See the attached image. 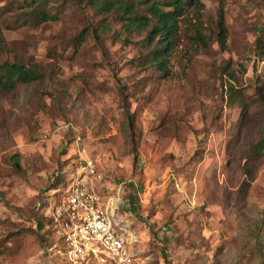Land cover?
Listing matches in <instances>:
<instances>
[{"label": "rangeland", "instance_id": "obj_1", "mask_svg": "<svg viewBox=\"0 0 264 264\" xmlns=\"http://www.w3.org/2000/svg\"><path fill=\"white\" fill-rule=\"evenodd\" d=\"M28 1L0 0V60L42 73L0 90V264H68L43 210L78 176L79 149L122 201L136 264H264V155L250 160L264 139V0L185 5L162 63L152 27L97 0H46L56 19L39 25L20 15Z\"/></svg>", "mask_w": 264, "mask_h": 264}, {"label": "built area", "instance_id": "obj_2", "mask_svg": "<svg viewBox=\"0 0 264 264\" xmlns=\"http://www.w3.org/2000/svg\"><path fill=\"white\" fill-rule=\"evenodd\" d=\"M76 141L79 144L81 137ZM79 151L82 163L78 176L71 180L55 206L54 194L43 210L64 241L63 246L56 242L54 249L58 248L68 264H136L133 245L138 239L130 224L116 214L122 201L99 193L102 174L95 160L85 150Z\"/></svg>", "mask_w": 264, "mask_h": 264}, {"label": "trees", "instance_id": "obj_3", "mask_svg": "<svg viewBox=\"0 0 264 264\" xmlns=\"http://www.w3.org/2000/svg\"><path fill=\"white\" fill-rule=\"evenodd\" d=\"M94 3L100 11L116 10L122 12L130 24H137L141 27H152L149 43L152 44L156 41L155 48L151 52L152 59L159 60L162 63L164 61L163 57L166 55L164 52L171 50L174 45L175 37L179 31L180 17L184 14L185 5L190 3L201 4V0H104L103 2L97 0ZM47 4L46 0H29L28 4L25 5V10L20 15L25 16L26 21L31 22L33 25H39L44 21L56 19L47 9ZM142 12H146L147 14L145 15ZM225 36L226 28L221 22L219 32L221 44H224ZM6 47V38L0 30V54L5 51ZM260 47H264L263 39H260ZM262 53L264 54V51ZM41 77L42 73L36 66L30 67L23 62L0 60V90L2 91L12 92L39 80ZM263 155L264 139L254 145L250 154V160L257 161V158ZM12 158L17 168L21 169L18 154H14ZM98 191L102 195L105 194L107 196L108 194L107 192V194L103 192L101 188ZM62 194V191L57 192L59 196H62ZM135 199L136 196L132 195L131 200L135 202ZM53 229L56 231L54 225ZM54 241L53 244L49 245L50 251L54 250L55 253L57 252L62 255L58 251V248H52H54L56 242L63 246V239L56 234ZM52 256L54 255L52 254Z\"/></svg>", "mask_w": 264, "mask_h": 264}]
</instances>
